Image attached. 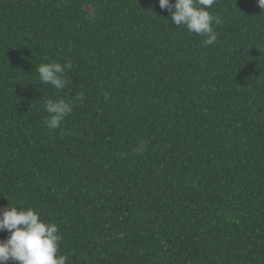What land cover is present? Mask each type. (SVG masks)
Segmentation results:
<instances>
[{"label":"trees","instance_id":"trees-1","mask_svg":"<svg viewBox=\"0 0 264 264\" xmlns=\"http://www.w3.org/2000/svg\"><path fill=\"white\" fill-rule=\"evenodd\" d=\"M210 11L204 47L159 0H0V211L55 223L66 264H264V10Z\"/></svg>","mask_w":264,"mask_h":264},{"label":"clouds","instance_id":"clouds-1","mask_svg":"<svg viewBox=\"0 0 264 264\" xmlns=\"http://www.w3.org/2000/svg\"><path fill=\"white\" fill-rule=\"evenodd\" d=\"M216 0H159L162 9L167 8L171 13V21L187 28L189 32L204 37L202 45L207 47L218 39L215 25L223 20L213 14L210 9ZM264 10V0H258ZM174 9V11H173ZM70 62L61 64L49 61L37 65L40 83L50 84L56 90H63L68 80L66 70L71 69ZM83 94H77L73 100L48 99L45 102L46 111L51 114L45 121L49 129H57L66 117L73 112L76 101H83ZM105 99H108L105 93ZM138 153L146 151L144 142L136 149ZM8 230L11 235L6 240H0V264L9 260L17 264H66V257L59 255V245L62 236L58 226L52 222L43 221L39 213L32 207H17L9 205L0 211V230Z\"/></svg>","mask_w":264,"mask_h":264}]
</instances>
